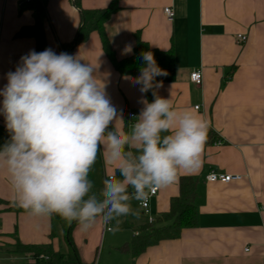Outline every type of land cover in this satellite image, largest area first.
Masks as SVG:
<instances>
[{"label":"crops","instance_id":"0c3cea01","mask_svg":"<svg viewBox=\"0 0 264 264\" xmlns=\"http://www.w3.org/2000/svg\"><path fill=\"white\" fill-rule=\"evenodd\" d=\"M24 0H0V88L7 73L15 71L20 58L35 49L31 37L17 32L33 23L32 12L20 5ZM111 0H80L84 8L106 6ZM118 9L105 22V32L117 59L133 53L137 35L150 47L172 53V65L160 67L166 76L156 77L159 96L171 98L179 109H191L204 119L211 132L199 163L180 170L174 183L158 189L150 199V213L166 211L170 198L178 194L180 175L196 178L197 225L183 228L177 238L163 239L136 255L122 251L138 228L146 222L138 201L139 215L121 217L117 230L102 222L87 232L76 224L72 240L83 264H264V0H117ZM171 7L167 18L163 8ZM79 12L71 0H47L44 32L46 48L56 54L72 40L79 26ZM246 35L244 41L236 35ZM131 51H127V49ZM71 55L97 66L98 83L113 105L123 111L116 127L128 130L127 112L139 115L152 91L140 92L130 74L119 73L103 51L99 34L75 45ZM200 69V83L189 79ZM2 101V97H0ZM198 106V108H195ZM137 119V118H136ZM10 138L0 114V146ZM209 171L239 174L227 183L205 179ZM120 173L106 163L103 149L89 174L94 190L105 178ZM108 227L114 228L115 221ZM51 217H34L14 203L6 171L0 168V264H30L29 255L11 247L53 243L65 247L59 231L50 238Z\"/></svg>","mask_w":264,"mask_h":264},{"label":"clouds","instance_id":"9594fccd","mask_svg":"<svg viewBox=\"0 0 264 264\" xmlns=\"http://www.w3.org/2000/svg\"><path fill=\"white\" fill-rule=\"evenodd\" d=\"M140 55V74L129 79L141 93L151 90L154 99H141L143 107L128 130L116 127L123 111L98 83L97 66L82 63L80 55L32 50L7 73L0 114L10 138L0 146V168L17 207L34 217L58 215L81 232L98 221L106 226L115 221L109 228L115 231L121 217L139 215L133 200L146 205L154 189L197 166L207 122L159 96L162 82L156 77L167 72L152 52ZM101 149L120 175L105 178L94 190L89 174Z\"/></svg>","mask_w":264,"mask_h":264},{"label":"trees","instance_id":"16d2710c","mask_svg":"<svg viewBox=\"0 0 264 264\" xmlns=\"http://www.w3.org/2000/svg\"><path fill=\"white\" fill-rule=\"evenodd\" d=\"M71 1L79 12L80 21L72 40L61 45L63 52L71 55L75 45L85 41L92 31H96L99 34L103 51L113 67L121 74H130L141 69L142 58L140 54L142 52H152L159 67L172 65L171 51L150 47L138 35L131 55L120 60L115 57L105 32V22L118 9L117 0H111L106 6L97 8H84L81 6L80 0ZM46 3L47 0H24L20 5L22 8L29 9L32 12L34 20L32 24L22 27L17 32V35L33 38L36 52H42L47 49L44 32ZM211 137V132L208 129L206 140L210 141ZM196 197V178L189 175H180L178 179V194L170 198L168 209L154 217L152 223L146 221L141 225L138 228L137 235L132 238L129 244L123 245L121 250L129 252L131 255H136L147 246L153 245L160 240L177 238L183 228L196 226ZM50 217V238L57 237L60 231L66 248L62 244L55 248L53 243L25 244L16 241L11 246L13 251L18 254L27 253L33 261L30 264H83L79 259L71 236L72 229L76 223L69 224L55 214Z\"/></svg>","mask_w":264,"mask_h":264},{"label":"built area","instance_id":"2783aa9c","mask_svg":"<svg viewBox=\"0 0 264 264\" xmlns=\"http://www.w3.org/2000/svg\"><path fill=\"white\" fill-rule=\"evenodd\" d=\"M4 1V0H2ZM163 11L166 15L167 18L171 19L174 15L171 7L169 6H165L163 8ZM236 39L237 40H240V41H244L246 39V35L242 34V33H238L236 35ZM201 78H202V73H201V70L200 69H194L190 72L189 74V79L194 82V83H200L201 82ZM195 108H198V106H195ZM127 117L128 119L130 120L131 124L133 125L135 122H136V113L135 111L133 110H129L127 112ZM241 178V175L239 174H230V173H225V172H215V171H209L206 176H205V179L209 182H215V181H219V182H223V183H227V182H230V181H234V180H239ZM158 192V189H154L150 195H149V198H148V201H147V204L144 205V206H141L140 205V202H138V205L140 206L143 214L145 215L146 217V221L148 223H152L154 221V217L153 215L150 213V206H149V203H150V199L152 197H154ZM104 228L108 229L110 227L104 225ZM135 234H137V232H135Z\"/></svg>","mask_w":264,"mask_h":264}]
</instances>
